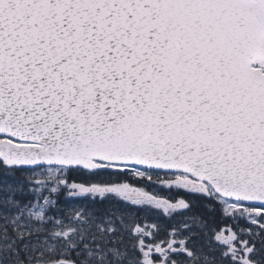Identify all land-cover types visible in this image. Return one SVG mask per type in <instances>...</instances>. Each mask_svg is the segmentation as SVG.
<instances>
[{"label":"snow or ice","instance_id":"6c2138e0","mask_svg":"<svg viewBox=\"0 0 264 264\" xmlns=\"http://www.w3.org/2000/svg\"><path fill=\"white\" fill-rule=\"evenodd\" d=\"M0 264H264V0H0Z\"/></svg>","mask_w":264,"mask_h":264}]
</instances>
